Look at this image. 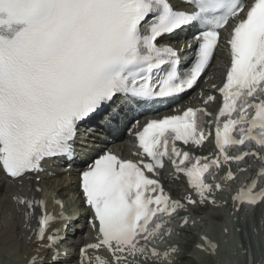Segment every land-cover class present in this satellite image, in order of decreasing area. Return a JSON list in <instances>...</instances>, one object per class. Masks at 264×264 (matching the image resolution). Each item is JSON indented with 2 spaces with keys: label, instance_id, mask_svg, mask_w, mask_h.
Returning <instances> with one entry per match:
<instances>
[{
  "label": "snow or ice",
  "instance_id": "1",
  "mask_svg": "<svg viewBox=\"0 0 264 264\" xmlns=\"http://www.w3.org/2000/svg\"><path fill=\"white\" fill-rule=\"evenodd\" d=\"M189 28L191 40L174 42ZM221 44L230 64L216 89L222 105L214 120L207 119L212 113L206 107L194 106L142 126L137 120L129 131L142 158L102 149L80 173L98 234L80 249L88 264H137L138 256L147 261L178 254V246L161 253L153 241L173 234L176 217L183 230L196 224L195 210L217 206L216 193L224 187L213 182L217 168L229 166L231 181L232 163L256 159L253 179L233 199L264 202V0H0V174L30 192L33 180L39 191L46 162L74 158L81 125L110 122L115 112L105 113L118 101L123 111L124 104L143 106L194 89ZM186 50L192 52L188 68L181 61ZM215 100L207 95L202 103ZM213 135L217 152L211 158L177 143L201 145ZM165 160L187 178L191 191L185 196L174 198L158 178ZM13 199L25 209L29 241L52 252L66 239L59 230L48 234L50 223L65 217L49 214L44 201L19 192ZM37 208V227L31 228ZM88 249H105L110 258L90 257ZM39 251L29 264H43ZM50 262L59 264L58 252Z\"/></svg>",
  "mask_w": 264,
  "mask_h": 264
},
{
  "label": "bare ground",
  "instance_id": "2",
  "mask_svg": "<svg viewBox=\"0 0 264 264\" xmlns=\"http://www.w3.org/2000/svg\"><path fill=\"white\" fill-rule=\"evenodd\" d=\"M202 87L204 89L208 88L207 86L205 87L204 85ZM40 176L41 178L45 177L44 174H40ZM73 179L75 178L70 177L69 173L57 172L55 174V177L49 180L51 181V184L48 189L43 187L42 183L39 182L43 190L41 192L36 191L35 190L36 182L35 180H33L30 186L33 190L30 192L28 190V187H25L23 190H21L15 184L8 182L0 174V191L2 189L5 190V196H4L5 199L3 202L2 201L0 202V217H4L5 215L8 217V219L6 220L0 219V255L3 254L6 256V258H3L2 260L0 259V264H29V260H31L33 256L37 255L38 249L40 250L39 256L43 259V264H48L50 255L48 256L46 255L47 250L41 247V245H39L34 239L31 241L27 239V237L30 236L32 233L26 227L25 224V217L23 215L25 209L21 206H18L16 201L13 199V197L18 192L21 195L31 196L35 199H37V196H42L44 197V199H46L47 204L52 205L53 198H63L67 196L69 189L75 191V189L77 188V183ZM44 183H46V181L43 182V184ZM195 211L198 212V209ZM38 214H39L38 210L36 209L35 216H32L29 221L31 228L37 227ZM247 216H248V220L251 222H257L259 217H261V219L264 221V214L263 213L259 214L256 208H250V210L247 213ZM212 217H217V215H213ZM238 221L239 218L237 219V222ZM194 226L198 227V223L195 224ZM251 228L253 229V234L258 229L257 225L255 224ZM187 230H190V227H188ZM181 231H185V229ZM197 237L198 236L194 237L193 239L190 238L186 239L185 244L187 246V250L193 251L191 250L193 244L192 240L195 241ZM77 238L81 239V236H77ZM247 241L250 246V250L252 254L251 264H259L262 261H264V255H260L259 245L257 244V242H254L252 240L249 232L247 236ZM256 248L259 251V255H257ZM194 252H196V255L201 256L200 254L197 253L196 250H194ZM245 253L246 252L243 253L244 257H245ZM180 254H182V256H180ZM180 254L177 257L176 255H174V256H169L167 259L164 258V261L166 262L164 264H168L169 260H172L173 264H188L187 253L185 251H182ZM59 264H67V262L66 263L62 262ZM150 264H158V263H150Z\"/></svg>",
  "mask_w": 264,
  "mask_h": 264
},
{
  "label": "rangeland",
  "instance_id": "3",
  "mask_svg": "<svg viewBox=\"0 0 264 264\" xmlns=\"http://www.w3.org/2000/svg\"><path fill=\"white\" fill-rule=\"evenodd\" d=\"M218 69V67H216V68H213V70L207 75V77L205 78V84H207V85H209L210 84V80H211V77L213 76V74H212V72L214 71V70H217ZM216 72V71H215ZM217 73H219L218 72V70H217ZM200 95V94H199ZM199 95H197V99H199ZM71 177H73V174L72 175H70ZM46 186L48 185V184H45ZM50 187V186H49ZM48 187V188H49ZM47 188V189H48ZM3 190V189H2ZM1 190V192H0V202L2 201H4V196H5V190L4 191H2ZM74 195H73V191H70L68 194H67V201L69 200V201H71L72 202V205L75 203V200H74V198L75 197H73ZM67 204H68V202H67ZM205 212L204 213H208V212H214L215 210H207V209H203ZM220 216H218V218H210V217H206V219H205V222L203 221V226H204V228L207 230V231H210V233H211V235H213V236H217V235H219L218 234V230L220 229L219 227H218V225H220V222H222V221H220V219L219 218H221L222 217V214H219ZM202 216H204L203 214H202ZM201 221V220H200ZM198 233V231L196 230V229H190L188 232H186L185 234L186 235H188L189 237H193L194 238V236L196 237V234ZM186 252V251H185ZM188 252V251H187ZM186 252V253H187ZM196 253V252H195ZM180 256H182V254H180ZM220 256H223V257H225L226 256V254H220ZM188 257V256H187ZM177 259V258H176ZM175 259V260H176ZM188 259V263L189 262H191L192 261V263H194V261H193V259H190V258H187ZM191 263V264H192ZM199 262H197L196 264H198ZM195 264V263H194Z\"/></svg>",
  "mask_w": 264,
  "mask_h": 264
}]
</instances>
